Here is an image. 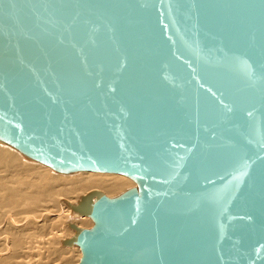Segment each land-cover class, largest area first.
Segmentation results:
<instances>
[{
  "label": "water",
  "instance_id": "1",
  "mask_svg": "<svg viewBox=\"0 0 264 264\" xmlns=\"http://www.w3.org/2000/svg\"><path fill=\"white\" fill-rule=\"evenodd\" d=\"M0 141L138 184L77 264H264V0H0Z\"/></svg>",
  "mask_w": 264,
  "mask_h": 264
},
{
  "label": "bare ground",
  "instance_id": "2",
  "mask_svg": "<svg viewBox=\"0 0 264 264\" xmlns=\"http://www.w3.org/2000/svg\"><path fill=\"white\" fill-rule=\"evenodd\" d=\"M49 168L0 141V264H77L79 247L62 245L74 234L69 225L90 229L94 223L71 207L91 191L116 198L138 187L120 174L81 171L70 176Z\"/></svg>",
  "mask_w": 264,
  "mask_h": 264
},
{
  "label": "rangeland",
  "instance_id": "3",
  "mask_svg": "<svg viewBox=\"0 0 264 264\" xmlns=\"http://www.w3.org/2000/svg\"><path fill=\"white\" fill-rule=\"evenodd\" d=\"M6 144V143H5ZM8 145V144H7ZM9 146H11V145H9ZM12 147V146H11ZM13 149H15L18 153H21L19 150H17L16 148H14V147H12ZM21 155H22V157L23 158H25V159H27L28 161H32V162H36L35 160H33V159H31V158H29V157H27V156H25V155H23L22 153H21ZM37 163L38 164H41V165H43V166H46V165H44V164H42V163H39L38 161H37ZM46 167H48V166H46ZM49 168V167H48ZM53 173H55L56 172V174L58 173L57 172V170H55V169H51V167L49 168ZM55 171V172H54ZM78 172H81V171H78ZM78 172H66L67 173V175H70V176H72V174H76V173H78ZM66 173H58V174H66ZM71 173V174H70ZM75 176V175H74ZM54 217V216H53ZM74 246H76V245H74ZM54 262V260L53 261H49L48 262V264H54L53 263ZM55 264H60V263H55Z\"/></svg>",
  "mask_w": 264,
  "mask_h": 264
}]
</instances>
